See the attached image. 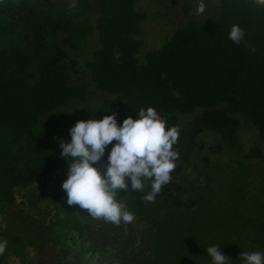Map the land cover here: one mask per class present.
<instances>
[{"label":"trees","instance_id":"16d2710c","mask_svg":"<svg viewBox=\"0 0 264 264\" xmlns=\"http://www.w3.org/2000/svg\"><path fill=\"white\" fill-rule=\"evenodd\" d=\"M140 1L77 0L73 9L71 0H0V219L10 207L26 218L0 229V242L7 241L0 264L25 257L39 239L48 240L47 252L67 240L71 255L78 236L70 240V229L80 220L83 232L100 240L94 264H212L206 248L213 245L229 264H243L241 252L264 253V149L245 153L242 146L246 128L264 142V6L219 0L213 10L212 0H203L205 11L196 15L200 0H187L149 14ZM180 9L183 24L153 47L144 25L152 17L171 20ZM233 25L244 32L238 45L228 38ZM95 33L100 49L84 57ZM95 92L102 102L88 103ZM148 107L179 130L177 167L154 202L143 199L150 186L121 190L116 199L134 220L102 228L103 218L67 204L60 140L70 142L79 120L115 112L122 125ZM203 138L212 152L228 151L231 162L211 160ZM184 168L198 181L174 182Z\"/></svg>","mask_w":264,"mask_h":264},{"label":"clouds","instance_id":"9594fccd","mask_svg":"<svg viewBox=\"0 0 264 264\" xmlns=\"http://www.w3.org/2000/svg\"><path fill=\"white\" fill-rule=\"evenodd\" d=\"M264 6V0H255ZM71 8L77 0H71ZM205 11L203 0L195 14ZM228 38L235 44L244 39V32L233 25ZM167 121L153 107L141 108L138 118L128 116L118 124L117 114L105 115L102 119L79 120L70 129L71 140H60L61 156L68 163L67 179L62 189L67 193V204L78 205L93 218H103L117 225L134 220L126 206L116 197L121 190L144 192V201L154 202L162 186L171 182V173L177 167L179 152L177 127L166 128ZM116 141L113 145L112 142ZM112 145L107 162L100 163L107 147ZM97 164H100L98 167ZM130 184V187H129ZM7 249V241L0 242V255ZM212 264H229L219 245L206 248ZM243 264H264V253L241 252Z\"/></svg>","mask_w":264,"mask_h":264},{"label":"rangeland","instance_id":"374dc122","mask_svg":"<svg viewBox=\"0 0 264 264\" xmlns=\"http://www.w3.org/2000/svg\"><path fill=\"white\" fill-rule=\"evenodd\" d=\"M187 0H141L138 3V7L140 10H143L145 12H148L149 14H154L155 10L156 11H161L165 12L169 10H173L176 5L179 6L185 3ZM219 0H212L210 2V5L212 9L214 10V7L218 5ZM157 3H160L159 6H155ZM155 6V7H154ZM177 14L172 16L171 20H167L165 22L162 21V19H157L155 17H152L154 20L151 23H147L144 25L145 30H147V33L149 35L148 40H150V43L153 47L155 48H160L161 43L160 40H167L169 38L170 33L173 31L174 28L183 24L186 15L184 14V11L176 12ZM100 49V42H98L97 34H93L92 36L89 37L88 42L85 43L83 47V55L86 57L87 55L91 56V53L95 50L97 51ZM82 50V48L80 49ZM94 51V52H95ZM90 77L87 76V79L85 82H89ZM93 95V96H92ZM91 96V101L88 103H101L103 100V97L101 96L100 92H95ZM78 106H75L77 108ZM220 140V139H219ZM213 144L218 143L217 140L212 139ZM202 142L209 148L210 152L208 154L209 158L214 161H222L225 163H230L231 162V154L227 151H224L223 154L220 152H212L211 149L213 145L209 143V139L203 138ZM242 146L244 149V152L246 153L248 150L253 148L254 146L260 147L262 150L264 149V142L259 141L254 137V135L251 133V131L246 128L243 131L242 134ZM244 155V154H243ZM199 158H195L194 162L195 163H200ZM255 162H257L255 160ZM261 164L264 165V160L262 159ZM264 173V171L260 174V176ZM198 181V175L195 174L191 178L189 177L188 170L186 168L183 169V172L179 175L173 176V181H179L183 186H190L191 183H195ZM184 187V188H185ZM25 214L22 212V210L18 209L15 210V208L10 207L7 212L5 213V219L2 220L0 219V229L6 228L5 226H9V224H18V223H24L25 221ZM29 219V218H28ZM80 222V223H79ZM84 222L83 220L78 221V226L77 227H72L70 231L72 234L70 235L69 239L74 240L73 237L78 236L77 240L73 241V245H70L69 247L72 249L71 250V255H66V250L64 249L66 247L67 240H62L60 242V246L63 247L62 250L56 249L55 246H48V252L44 250L46 248V242L48 240L41 241L39 239L38 244L36 245V248H27L25 252V257L23 258H7L5 262L8 264H18L19 260L24 259L26 262L24 264H57L59 260V264H94L95 262L93 260V257L91 256L95 249L94 247H97L100 244V240L96 241V238H94L92 235H88L87 231L83 232V226L79 227L82 225ZM107 222L104 223L102 228H105L107 225ZM79 227V228H78ZM91 227H93L91 225ZM216 229L213 228V231ZM38 232V231H37ZM39 233L44 234V230L40 229ZM83 234V236H81ZM215 236H218L217 234L214 233ZM0 236H3L0 230ZM207 241H209L207 239ZM14 242H20L19 235L14 236ZM44 242V243H43ZM152 241L150 240V243ZM66 243V244H65ZM40 250V251H39ZM78 250H82V255H76V252ZM60 253V256H59ZM138 262H141V258H138ZM242 264V263H241Z\"/></svg>","mask_w":264,"mask_h":264}]
</instances>
